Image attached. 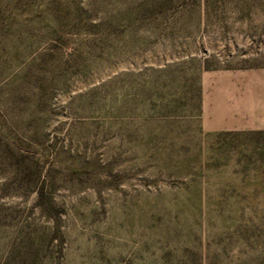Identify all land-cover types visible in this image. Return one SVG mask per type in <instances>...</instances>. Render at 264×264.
<instances>
[{"label":"rangeland","instance_id":"374dc122","mask_svg":"<svg viewBox=\"0 0 264 264\" xmlns=\"http://www.w3.org/2000/svg\"><path fill=\"white\" fill-rule=\"evenodd\" d=\"M245 87L264 0H0V264H264Z\"/></svg>","mask_w":264,"mask_h":264},{"label":"crops","instance_id":"0c3cea01","mask_svg":"<svg viewBox=\"0 0 264 264\" xmlns=\"http://www.w3.org/2000/svg\"><path fill=\"white\" fill-rule=\"evenodd\" d=\"M247 86V85H246ZM264 99V91L260 93ZM222 97H231L233 101L228 104L216 103L210 109L217 108L227 114V118L212 121L209 129L213 130H264V102L251 103L250 99L256 98L257 91L249 87L233 92H227ZM224 110V111H223ZM209 112V111H208Z\"/></svg>","mask_w":264,"mask_h":264},{"label":"trees","instance_id":"16d2710c","mask_svg":"<svg viewBox=\"0 0 264 264\" xmlns=\"http://www.w3.org/2000/svg\"><path fill=\"white\" fill-rule=\"evenodd\" d=\"M74 10V13H80L81 14V11L79 10V7L76 5L74 6V8L72 9V11ZM47 14H49V12L47 11ZM49 16H52L54 18V14H49ZM60 18H62V16L59 15ZM44 18H47V15H45ZM43 189H44V185H39V187H37V194L39 196H42V193H43Z\"/></svg>","mask_w":264,"mask_h":264}]
</instances>
